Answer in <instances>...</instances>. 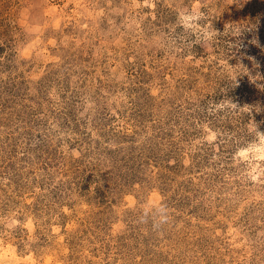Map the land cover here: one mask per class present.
Returning a JSON list of instances; mask_svg holds the SVG:
<instances>
[{
    "label": "rangeland",
    "instance_id": "rangeland-1",
    "mask_svg": "<svg viewBox=\"0 0 264 264\" xmlns=\"http://www.w3.org/2000/svg\"><path fill=\"white\" fill-rule=\"evenodd\" d=\"M255 130L264 0H0V264H264Z\"/></svg>",
    "mask_w": 264,
    "mask_h": 264
},
{
    "label": "clouds",
    "instance_id": "clouds-1",
    "mask_svg": "<svg viewBox=\"0 0 264 264\" xmlns=\"http://www.w3.org/2000/svg\"><path fill=\"white\" fill-rule=\"evenodd\" d=\"M232 104H233V103H232ZM233 107L236 108V105L233 104ZM255 132H256L257 136H259V137H261V138H264V134H261V133L257 132L256 130H255Z\"/></svg>",
    "mask_w": 264,
    "mask_h": 264
}]
</instances>
